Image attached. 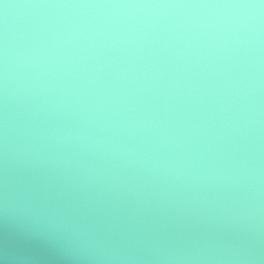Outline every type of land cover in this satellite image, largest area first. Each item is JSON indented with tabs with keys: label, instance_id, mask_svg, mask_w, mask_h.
I'll return each mask as SVG.
<instances>
[{
	"label": "clouds",
	"instance_id": "obj_1",
	"mask_svg": "<svg viewBox=\"0 0 264 264\" xmlns=\"http://www.w3.org/2000/svg\"><path fill=\"white\" fill-rule=\"evenodd\" d=\"M0 264H264V0H0Z\"/></svg>",
	"mask_w": 264,
	"mask_h": 264
}]
</instances>
